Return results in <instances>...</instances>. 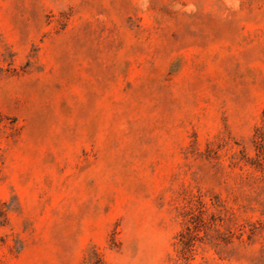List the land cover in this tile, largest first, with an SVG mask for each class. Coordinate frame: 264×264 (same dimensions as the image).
Instances as JSON below:
<instances>
[{"label":"rangeland","instance_id":"rangeland-1","mask_svg":"<svg viewBox=\"0 0 264 264\" xmlns=\"http://www.w3.org/2000/svg\"><path fill=\"white\" fill-rule=\"evenodd\" d=\"M0 264H264V0H0Z\"/></svg>","mask_w":264,"mask_h":264}]
</instances>
